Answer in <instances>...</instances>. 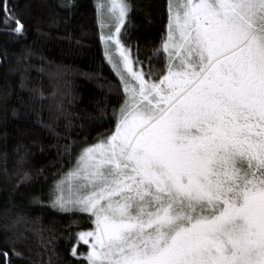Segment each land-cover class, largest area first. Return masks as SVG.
Here are the masks:
<instances>
[{"label": "snow or ice", "instance_id": "6c2138e0", "mask_svg": "<svg viewBox=\"0 0 264 264\" xmlns=\"http://www.w3.org/2000/svg\"><path fill=\"white\" fill-rule=\"evenodd\" d=\"M34 2L48 7L0 0V107L16 96L12 115L34 117L56 139L62 170L46 199L31 194L37 216L19 210L4 226L0 264L22 256L16 245L29 231L41 257L33 264H60L45 237L46 210L90 225H69L79 229L65 237L74 264H264V0H164V31L144 59L129 31L131 0H96L103 57L119 86L112 126L92 143L72 132L95 117L75 110L71 90L26 43L30 23L47 37L44 26L61 21L59 10L34 17ZM75 8L58 0L65 23ZM107 109L98 108L101 119ZM15 151V171L4 177L17 190L33 176L24 168L30 148Z\"/></svg>", "mask_w": 264, "mask_h": 264}, {"label": "trees", "instance_id": "16d2710c", "mask_svg": "<svg viewBox=\"0 0 264 264\" xmlns=\"http://www.w3.org/2000/svg\"><path fill=\"white\" fill-rule=\"evenodd\" d=\"M23 9L27 0H17ZM134 10L131 13V21L134 27L129 31L132 41H138L141 51V59L151 54L153 43H159L161 33L164 31L166 20L164 12V0H131ZM58 0H47V8H40L35 2L32 5L33 16L46 18L50 10L61 12V21L58 27L44 26L43 30L48 33L47 37L40 36L34 32V24H29L26 43L37 53L35 63H43L47 72L52 73L59 79L62 88L71 90L74 96V108L77 112L91 114L95 119L77 120V127L72 136L79 142L85 138L92 143L98 133H105L112 126V106L118 103L115 90L119 86L118 77L115 76L111 67L103 57V46L99 41V29L96 22L95 0H76V8L67 23L62 9H57ZM69 33L71 39L66 38ZM81 41L77 44L76 41ZM15 47H19L16 45ZM99 73V75H96ZM35 75V73H33ZM3 81V71L0 70V82ZM47 74L44 84L48 86ZM113 89L109 93L108 89ZM16 96L13 95L8 101L7 107H0V235L3 234L4 226L11 224L16 218L19 210H28L30 217L38 215L31 205L32 193H43L46 199L49 185L58 178L62 170L61 162L58 160L56 139L49 136L34 121V117L25 116L22 111L17 116L12 115V107L16 106ZM108 105V118L101 119L98 108L104 104ZM83 124V128L79 125ZM62 133L63 129L60 130ZM79 133V134H78ZM36 141L37 146H32ZM63 139L59 143H63ZM23 144L30 148L31 155L24 165L26 170L32 172L33 179L30 184L13 189V183L4 177V169L8 173L15 171L16 147ZM39 145L43 146V151ZM80 144H77L75 151ZM67 157L63 159V170H67ZM42 169V174H38ZM57 174V175H54ZM13 206L9 210V206ZM73 220H78L84 229L90 227L83 219L69 217L67 215L51 214L47 210L42 215V225L51 228L52 231L45 232V237L54 244L60 257V264H74L75 257L69 255L70 244L65 242V237L72 232L75 234L79 229L69 227ZM30 225H18L23 231ZM26 239L18 243L16 248L22 253L21 257H13V264H33L41 259L37 255L39 242L32 232H25ZM0 246H3L0 244ZM85 250L84 246H80ZM43 259H47L44 256Z\"/></svg>", "mask_w": 264, "mask_h": 264}, {"label": "rangeland", "instance_id": "374dc122", "mask_svg": "<svg viewBox=\"0 0 264 264\" xmlns=\"http://www.w3.org/2000/svg\"><path fill=\"white\" fill-rule=\"evenodd\" d=\"M95 2H96V0H95ZM103 46V45H102ZM53 183V182H52ZM52 183L49 185V187L52 185ZM48 192V191H47ZM46 198H47V195H46ZM81 246H84V245H81ZM85 247V250H86V247L87 246H84Z\"/></svg>", "mask_w": 264, "mask_h": 264}]
</instances>
